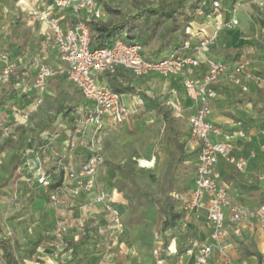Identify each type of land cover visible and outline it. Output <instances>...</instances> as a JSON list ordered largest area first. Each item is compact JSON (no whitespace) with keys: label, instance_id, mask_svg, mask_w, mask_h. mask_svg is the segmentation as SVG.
<instances>
[{"label":"crops","instance_id":"obj_1","mask_svg":"<svg viewBox=\"0 0 264 264\" xmlns=\"http://www.w3.org/2000/svg\"><path fill=\"white\" fill-rule=\"evenodd\" d=\"M260 1L264 0H240L235 4L229 0L225 1L221 10L223 18L225 20L237 18L238 26L222 31L212 44L197 54L200 59L210 58L231 66L234 64L232 61L237 60L248 45H262L257 48L251 65L258 80L245 82L247 90L242 91L240 87L233 85L229 78L221 77L213 86L217 92V99L213 102L210 117L216 127L230 136L236 157L246 160L245 169L241 173L224 159L218 160L216 168L232 202L249 208L264 203V41L260 44L256 38L260 35V39H264V28L260 25V22L264 21V7L261 9L258 7ZM52 3L53 0H0V72L13 64L10 75L16 76L19 80L29 76L28 82H33L35 76H30L27 70H33L35 65L45 64L54 68L64 66L54 46L49 27L40 21L39 16L48 13L62 26L67 27L72 25L73 16L69 10L59 11L52 8ZM105 16L112 15L105 13ZM202 19L203 15L198 13L195 26L198 29L204 28L210 35L213 27L208 24L209 18ZM254 19H257V22ZM253 33L255 35L250 36ZM203 39L204 35L199 33L197 38L192 40V44ZM194 73L196 76H203L205 69L199 68ZM19 84L15 83V92L7 95L4 107L17 104L20 108L28 110L30 115L36 112L50 114L51 112L46 111L47 105L54 104L55 98L63 99L59 103L60 106L74 99L77 106L76 114L78 116L79 112L81 117L85 102L79 90L66 79L48 80L46 93L39 105L35 103L38 98L37 92L31 90L27 95L19 89ZM132 86L148 97H166L174 106V111H177L176 117L183 120V124H180L182 134L189 133L187 119L192 109L180 77L150 74L141 78L136 77ZM123 96L132 111L126 124L131 123L135 126L138 124L135 116L142 112V109L132 102L134 94ZM68 115L69 113L65 119H70ZM173 115L175 116L174 112ZM65 123L66 125L61 123L59 126L65 129L66 136L68 130L75 127L74 136H70V139L65 137L52 139L49 142L42 138L44 132H36L37 129L41 131L40 127L30 128L31 124H26L30 136L26 147L17 151L16 155L20 160H25L28 172L9 187L1 189L0 235L14 238L17 257L21 264H59L71 260L72 251L67 246L62 247L52 232L58 224H62L67 228L65 242L70 240L78 242L84 236L85 224H88L92 230V237L83 247L77 249L82 264H157L152 250L158 244L155 234L160 230L164 217L156 207H142L139 214L143 222L129 227L124 223L128 213L126 201L113 188L114 181L108 186V183L104 182L107 178L103 175L97 174L96 186L89 192H77L73 181L57 191H49L37 184L43 162L59 163L77 170L79 160L82 158L85 160L91 155L88 149L82 146L85 139H80L77 135L83 127L76 119L74 122ZM0 144L2 145L3 141ZM185 147L187 153L191 154L196 149V143L189 138ZM40 152L42 155L37 165L33 158L34 154ZM11 154L9 149L0 151V164L6 162ZM188 165L191 167L188 183L192 186L196 169V162L192 157ZM229 174H236L242 183L254 187V190L242 192L236 189L232 182L226 181ZM5 176L0 172L1 178ZM104 193L112 197L114 207L121 215L124 225L122 233L111 232L108 229L110 214L96 200L98 195ZM52 195H56L54 201L51 200ZM22 209L26 210L23 216L12 218ZM183 220L184 226H179L167 243L162 254V264H175L176 254L180 249L183 251L181 254L184 255V260L192 262L193 257L184 252L189 248L196 250V246L201 243L213 245L214 253L210 264L236 262L264 264V232L256 225L244 226L242 236L239 238L234 237L227 229L226 238L216 242L211 238L212 228L203 213H186ZM170 233L172 231H167L165 235ZM160 240L163 244L164 238L162 239L161 235ZM240 243L251 245L259 258L245 256Z\"/></svg>","mask_w":264,"mask_h":264},{"label":"built area","instance_id":"obj_2","mask_svg":"<svg viewBox=\"0 0 264 264\" xmlns=\"http://www.w3.org/2000/svg\"><path fill=\"white\" fill-rule=\"evenodd\" d=\"M102 2L103 0H53L52 8L59 11L69 10L73 16L70 27L62 26L48 13H42L39 16L40 21L49 27L54 46L64 66L54 68L45 64L35 65L36 73L33 82L24 86L19 85V89L24 93L35 90L38 94L35 103L39 105L46 93L47 81L64 76L79 90L85 102V108L81 111L82 115L79 120L80 125L95 130H104L122 126L132 115L123 94L112 91L103 82L106 75L114 74L118 67H123L137 78L150 74L180 77L192 109L187 119L188 132L196 143L197 149L192 186L186 200L180 206V211L185 214L203 213L212 228L211 238L216 242L226 238L227 229L234 237H241L243 228L247 224H254L264 232V203L255 208L235 204L226 186L221 182V176L216 168L219 159H224L233 165L239 173L244 171L246 160L236 157L230 136L210 120L213 102L217 99L214 84L221 77H226L233 85L246 91L245 82L257 81L252 72L251 60L242 58L230 66L214 59H200L186 52H171L159 60L149 61L142 55L140 45L129 44L122 39H116L110 48H91L89 44L91 32L86 22L103 19L105 11ZM213 6L216 14L208 21L213 31L209 35L204 28L201 29L204 39L196 48L198 54L204 47L212 44L222 31L238 26L237 18L232 17L225 20L218 10V3L214 2ZM258 7L263 8L264 1H260ZM187 32L191 36L194 35L190 29H187ZM190 44L189 40H185L183 49L188 50ZM13 67L14 65L10 64L6 70L0 72V85L5 82ZM199 68L205 69V74L200 77L194 73ZM23 74L26 75L25 72ZM132 100L136 106L144 105V100L138 95H134ZM29 115L30 112L26 109L13 108L12 123L26 125ZM13 124L0 122L2 139L11 135ZM103 162L101 153L94 152L77 171L67 172L62 188L73 181L77 192L91 191L97 181L98 169ZM37 183L47 187L50 180L40 171ZM55 199L56 195H52L51 200ZM96 200L110 214L108 229L111 232L122 233L124 225L119 211L114 207L112 197L104 193L98 195ZM181 226H184L183 221H181ZM66 233L67 228L62 224H58L52 232L53 237L62 247L67 246L64 240ZM155 239L158 240V244L152 250V254L157 264H162V254L166 248H163L158 232L155 234ZM184 253L193 257V261L186 262L184 255L181 254L177 257L175 264H210L214 249L211 244L201 243L196 246V250L189 248ZM234 264L245 263L236 262Z\"/></svg>","mask_w":264,"mask_h":264},{"label":"trees","instance_id":"obj_3","mask_svg":"<svg viewBox=\"0 0 264 264\" xmlns=\"http://www.w3.org/2000/svg\"><path fill=\"white\" fill-rule=\"evenodd\" d=\"M225 1L227 0H168L157 7H148L137 1L134 5L130 6L127 12L103 1L102 5L105 13L116 16L117 20L109 25L103 23L102 20L87 21L86 24L91 32L89 44L91 48H107L111 46L116 39H122L129 44L140 45L142 48V55L149 61L159 60L171 52H186L190 55L197 56L198 51H196V48L199 42L193 45L192 40L197 38L198 34L201 33V29H203H198L195 26L197 14L201 13L203 15L202 20L211 18L216 14L213 3H218V10L221 12ZM229 1L235 4L240 0ZM260 25L264 28V21H261ZM187 29L192 30L194 35L191 36L187 32ZM185 40H189L191 43L188 50L183 49ZM260 47H262V45H248L245 52H243L237 60H233L232 62L236 63L242 58H248L252 63L256 56L257 48ZM27 73H29L30 76H35L36 72L35 69H33L27 70ZM254 76L258 80L255 74ZM28 77L19 80L16 76L10 75L9 73L5 82L0 85V122L13 124L11 117L12 109L20 107L17 104L4 107L6 104L5 99L7 95L15 92V83H20L19 85L22 86L30 84L31 82H28ZM56 78L65 80L64 76ZM135 78L136 77L128 69L118 67L114 74L106 75L103 78V82L116 93L134 94L140 96L144 100V105L138 106V108L142 109V111L147 109L151 114L161 120L162 126L158 144L165 145L169 148L172 159L165 173L163 182L165 190L161 195H155L152 189L139 184L137 181V174L134 172L137 163L133 158H130L128 162L122 166H115L118 178L114 181L113 188L120 193L122 198L126 201L128 213L124 223L129 227L143 222L139 214V210L142 207L154 206L157 208L159 213L164 217L158 233L161 235L162 239L164 238L163 247L166 248L169 239L175 235L176 229L181 226V221L184 223L183 219L185 213L180 211V206L188 195L182 190V186L179 182L184 179L191 170V167L188 165L191 157L192 160L196 162L197 149L191 154L187 153L185 145L187 140L191 137L189 133H183L181 135L178 133V120L173 115L174 106L169 103L164 96L148 97L141 91H136L132 86ZM28 93L29 92H27V95ZM62 100V98H55L53 101L54 105L57 106L55 110L56 118L66 117L68 113L77 111V106L75 105L62 108L59 104ZM75 119L80 125L79 112L77 118H74V120ZM29 122L30 115L28 123ZM152 125L155 124L153 123ZM40 128L41 130L44 129V127ZM74 129L76 128H72L71 131ZM29 136L26 125L13 124L12 133L6 139L1 138L0 132V143L3 141V144H0V151L9 149V151L12 152L9 159L0 164V172L6 175L3 178L0 177V189L9 187L28 172L25 160H20L16 152L26 147ZM87 159L83 160L79 164V167ZM70 170H72L70 167H65L63 164L48 163L47 168H44V170L41 168V173L49 178L50 183L47 187H42L49 191L61 189L66 174ZM226 181L232 182L234 187L242 192L254 190V187H248L246 184L242 183L237 178L236 174H229ZM190 186L191 184L188 187L190 188ZM25 213L26 210L22 209L15 213L12 218L21 217ZM84 227V236L80 241L74 242L70 240L66 243L67 248L72 251L71 260L59 264H82V259L77 249L83 247L92 237V230L88 227V224H85ZM167 231H172V233L165 235ZM240 248L243 250L245 256H257L259 258L258 253L251 245L240 243ZM182 252L181 249L178 250L176 257ZM0 264H21L17 257V246L12 236L4 237L0 235Z\"/></svg>","mask_w":264,"mask_h":264},{"label":"rangeland","instance_id":"obj_4","mask_svg":"<svg viewBox=\"0 0 264 264\" xmlns=\"http://www.w3.org/2000/svg\"><path fill=\"white\" fill-rule=\"evenodd\" d=\"M103 1L110 3L111 5L120 10H123L124 12H127L130 6L134 5L137 1L148 7H157L158 5L168 0ZM116 20V16H105L102 19V22L109 25ZM254 20H256L257 22V19ZM255 25L257 26V23ZM254 35L255 33L250 36ZM256 38L260 44L264 41V39H260V35H258ZM111 46H108L107 48H110ZM126 98L128 97L126 96ZM75 102L76 101L74 99H71L67 102H64L65 104L62 103L61 106H74ZM49 105H47L46 111L51 112L50 114L46 112H36L30 115V128H32L33 126L35 128L44 127V129L41 131L36 128V132H44L42 134V138L45 139L46 142H49L52 139L63 137L70 139V136H74L73 133L75 129L73 131L68 130L69 135L67 134L66 136L64 132L65 129L59 126V124L62 123L63 125H66L65 122H74L76 112L74 111L69 113L68 116L70 119H65L66 117H60V119H56L55 110L57 106L51 103H49ZM174 114L176 117L177 111H174ZM135 117L138 121V124L135 126H133L131 123H125V125L123 124L122 126H119L117 128L104 130H95L93 128L83 127L80 129L77 135L80 139H85V142L82 143V146H85L88 149L89 153H101L104 162L98 169V175L100 174L101 176L103 175L107 178L106 180H104V182H107L108 186L111 184V181H115L118 178V173L115 169V166H122L126 164L130 158H133L137 163L134 172L137 174V181L139 182V184L152 189L155 195H161L165 190L163 184L165 173L172 159L169 148H167L165 145L158 144V139L161 134L162 122L158 117H155L147 109L140 112ZM178 119L181 120L180 118H177V120ZM153 123L155 125H152ZM180 124H183V120L177 122V126L179 128L178 133L181 135L182 126H180ZM41 155V152L34 154L33 159L35 160L37 165L40 161H38V159H41ZM33 159L30 160L33 161ZM83 160L84 158L80 159L78 164H80V162ZM41 166V168L44 170V168L48 167V162H43ZM189 173L184 179L179 182L184 192H187L189 189Z\"/></svg>","mask_w":264,"mask_h":264}]
</instances>
